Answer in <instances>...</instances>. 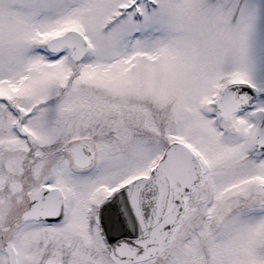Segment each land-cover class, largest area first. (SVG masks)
Wrapping results in <instances>:
<instances>
[{
    "label": "rangeland",
    "instance_id": "374dc122",
    "mask_svg": "<svg viewBox=\"0 0 264 264\" xmlns=\"http://www.w3.org/2000/svg\"><path fill=\"white\" fill-rule=\"evenodd\" d=\"M72 31L90 49L79 65L69 51L52 57L46 48ZM242 82L259 90L255 108L219 122L213 107L221 91ZM7 98L32 118L38 140H59L48 151L51 177L37 169L40 187L61 188L69 202L61 233L81 227L95 239L91 207L183 143L205 170L199 205L150 264H264L263 213L242 204L264 186V155L253 147L264 117V0H0V100ZM5 108L0 101V146L25 157L30 151L9 134ZM87 141L96 164L82 174L71 151ZM3 183L0 173V190ZM51 231L39 226L35 245L22 232L15 237L23 261L52 254ZM99 250L86 253L102 254L105 264Z\"/></svg>",
    "mask_w": 264,
    "mask_h": 264
},
{
    "label": "water",
    "instance_id": "95a60500",
    "mask_svg": "<svg viewBox=\"0 0 264 264\" xmlns=\"http://www.w3.org/2000/svg\"><path fill=\"white\" fill-rule=\"evenodd\" d=\"M48 48L53 53L64 48L72 49L75 62H80L88 53L84 37L76 32L52 40ZM256 100L257 92L248 85H234L225 90L218 110L228 118L251 109ZM257 147L264 151V124ZM73 154L79 168L86 169L93 164V155L88 147L78 146ZM201 179V167L196 156L187 147L174 144L149 179L136 181L105 200L98 210V223L113 260L120 264L136 263L162 254L185 212L183 195L194 192ZM63 208L59 191L43 189L32 202L26 219L58 221ZM6 251L12 254V264H15V251L10 245Z\"/></svg>",
    "mask_w": 264,
    "mask_h": 264
},
{
    "label": "flooded vegetation",
    "instance_id": "af4514ba",
    "mask_svg": "<svg viewBox=\"0 0 264 264\" xmlns=\"http://www.w3.org/2000/svg\"><path fill=\"white\" fill-rule=\"evenodd\" d=\"M0 101L6 105L5 112L7 113V119L4 121V123L9 121L11 122L13 118L15 119L16 116L20 114L21 107H19L16 101L12 98L1 99ZM233 120L234 117L230 118L226 122H223L227 124L233 122ZM28 125L29 124H21V129H24V133H22L20 130H17V125L14 128L12 124L9 133L12 139L21 145L20 148H22L24 144V147L30 151L25 157L19 156V149L12 150L9 145L5 147L0 146V173L4 178V183L0 190V264H12L9 254H6L5 251L6 245L8 243H10L16 250L17 254H15V264H46L50 259L53 260V263L50 264H103L102 254L86 253L88 248L91 251H100L99 247L103 252H108L102 240V235L95 219L97 207L102 201L97 204L95 203L94 206L89 210V224L93 225L95 230V239L87 238L88 236H86L81 230V227L78 229L79 233H76V230H65L63 233L59 231V227H62L66 218L68 217L69 202L61 188L54 187L52 185L40 187V183L43 181L40 180L37 169V163L42 164L45 166L44 171L41 172L42 179L44 178V175L45 179H49L51 177L50 172L51 169L54 168V165H52L53 157L48 155V151L53 149L52 146L57 145L59 140L47 139V141H40L35 137L32 128H29ZM229 129L233 130V126L231 125ZM2 134H5V128L3 129L1 127L0 135ZM81 144H86L89 147L91 146V143H88V141ZM42 145L46 146L45 155H43L39 160L37 156L39 147ZM49 147H51V149H49ZM76 172L82 174L89 173L88 170H77ZM204 177H206V175L203 168V180L201 187L205 182ZM45 187L49 189H60L62 191L65 202L64 214L62 218L57 222L26 219L25 216L30 208L32 200L38 195L40 189ZM200 188L196 193L185 197L187 213L181 218L179 225L181 222H189L195 216V208H191V205L196 203L198 199L196 196ZM34 191H37L36 194H34ZM252 192L253 194L250 199H242V204L245 205L247 210H251L253 208L260 213H263L262 215L264 216V191L261 194H257L254 189ZM32 194L34 195L32 196ZM197 205H199V203H196V207ZM39 226H46L47 228L50 227L52 230L48 235V238L50 237L49 242L52 243V254H27L26 261H23L22 254H18L17 247L14 245L15 237L22 232V236L26 237L28 244H34L42 237V234H40L41 232H39ZM88 239L90 240V243L87 242ZM93 241H95L97 245L99 241L100 246L96 248V245H94V248L92 247L93 249L90 248L89 246L91 245V242L93 243ZM87 244L90 245L87 246ZM104 257L105 264H114L110 260L108 253L104 254ZM158 259L141 264H150L158 261Z\"/></svg>",
    "mask_w": 264,
    "mask_h": 264
}]
</instances>
